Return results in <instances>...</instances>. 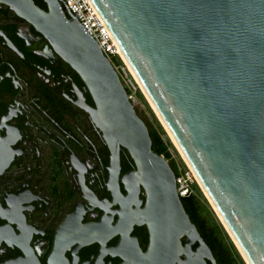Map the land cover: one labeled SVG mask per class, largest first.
Masks as SVG:
<instances>
[{
    "label": "water",
    "instance_id": "obj_1",
    "mask_svg": "<svg viewBox=\"0 0 264 264\" xmlns=\"http://www.w3.org/2000/svg\"><path fill=\"white\" fill-rule=\"evenodd\" d=\"M0 1L48 37L88 86L95 104H80L111 148L113 172L120 146L132 158L124 180L144 187L136 221L149 228L138 264H219L96 39L59 0H44L46 8L34 0ZM91 2L243 260L264 264V0Z\"/></svg>",
    "mask_w": 264,
    "mask_h": 264
},
{
    "label": "flooded vegetation",
    "instance_id": "obj_2",
    "mask_svg": "<svg viewBox=\"0 0 264 264\" xmlns=\"http://www.w3.org/2000/svg\"><path fill=\"white\" fill-rule=\"evenodd\" d=\"M46 8L44 0H34ZM80 74L0 1V264H138L146 192L124 180Z\"/></svg>",
    "mask_w": 264,
    "mask_h": 264
},
{
    "label": "trees",
    "instance_id": "obj_3",
    "mask_svg": "<svg viewBox=\"0 0 264 264\" xmlns=\"http://www.w3.org/2000/svg\"><path fill=\"white\" fill-rule=\"evenodd\" d=\"M112 60L120 61L118 56H113ZM137 96L144 104V111L149 112L147 115L136 108L148 127L152 149L168 159L176 174L178 163L185 166L184 161L181 157L176 159L171 155L170 148H174V146L139 88L137 89ZM193 186L195 192L180 196L181 201L190 219L195 223L199 233L211 248L216 261L219 264H246L196 181L193 182Z\"/></svg>",
    "mask_w": 264,
    "mask_h": 264
},
{
    "label": "built area",
    "instance_id": "obj_4",
    "mask_svg": "<svg viewBox=\"0 0 264 264\" xmlns=\"http://www.w3.org/2000/svg\"><path fill=\"white\" fill-rule=\"evenodd\" d=\"M59 4L68 8L79 20L83 28L98 42L103 53L110 59L124 84L127 95L135 106L140 102L137 89H140L134 75L126 65L120 49L114 40L108 26L100 16L91 0H59ZM118 56L120 61H113L112 57ZM184 165L178 163V172L175 174L176 190L180 196H186L195 192L193 182L198 181L191 168L184 161Z\"/></svg>",
    "mask_w": 264,
    "mask_h": 264
},
{
    "label": "bare ground",
    "instance_id": "obj_5",
    "mask_svg": "<svg viewBox=\"0 0 264 264\" xmlns=\"http://www.w3.org/2000/svg\"><path fill=\"white\" fill-rule=\"evenodd\" d=\"M120 53H121V55H122V57H123V59H124L126 65L128 66L129 70H130L131 73L134 75V77H135L136 81L138 82L139 86L141 87V89L143 90L144 94L146 95V97L148 98L149 102L151 103L152 107L154 108V110H155L156 113L158 114L159 118L161 119L159 113L157 112V110H156V108L154 107L153 103H152L151 100L149 99V97H148V95H147L145 89L143 88L141 82L139 81L137 75H136L135 72L133 71L132 67H131L130 64L128 63L126 57L124 56V54L122 53L121 50H120ZM161 120H162V119H161ZM168 133L170 134L169 131H168ZM170 135H171V134H170ZM171 137H172V139H173V141H174V143H175V145H176L178 151L180 152V154L183 156V158H184L185 161L187 162V165H188V166L191 168V170L193 171L192 167L190 166V164H189L188 160L186 159L185 155L183 154L182 150L180 149V147H179L178 144L176 143L175 139L173 138L172 135H171ZM193 174H194V176L196 177L197 181L200 183V181H199V179L197 178V176H196V174L194 173V171H193ZM200 184H201V183H200ZM201 186H202V185H201ZM202 188H203V187H202ZM203 190H204V188H203Z\"/></svg>",
    "mask_w": 264,
    "mask_h": 264
},
{
    "label": "rangeland",
    "instance_id": "obj_6",
    "mask_svg": "<svg viewBox=\"0 0 264 264\" xmlns=\"http://www.w3.org/2000/svg\"><path fill=\"white\" fill-rule=\"evenodd\" d=\"M116 57V56H115ZM148 103V102H147ZM149 105V104H148ZM135 107L137 108V109H139V110H142L145 114H149V112L148 111H144V104H143V102L142 101H140V102H138V104H136L135 105ZM151 108V107H150ZM166 132V131H165ZM167 134V133H166ZM169 137V136H168ZM173 144V143H172ZM174 146V145H173ZM170 152H171V155L174 157V158H176V159H178L179 157H181V159L183 160V157L181 156V154H180V152L175 148V146H174V148H170ZM184 161V160H183ZM181 164V163H180ZM204 194V193H203ZM204 196H205V194H204ZM206 197V196H205ZM206 199H207V197H206ZM207 201H208V199H207ZM209 202V201H208ZM210 204V203H209ZM210 206H211V204H210ZM212 207V206H211ZM213 209V208H212ZM214 210V209H213ZM215 212V211H214ZM216 214V213H215Z\"/></svg>",
    "mask_w": 264,
    "mask_h": 264
}]
</instances>
